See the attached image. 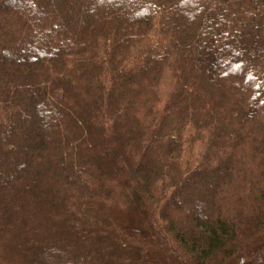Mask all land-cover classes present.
Listing matches in <instances>:
<instances>
[{
	"label": "trees",
	"instance_id": "1",
	"mask_svg": "<svg viewBox=\"0 0 264 264\" xmlns=\"http://www.w3.org/2000/svg\"><path fill=\"white\" fill-rule=\"evenodd\" d=\"M0 264H264V0H0Z\"/></svg>",
	"mask_w": 264,
	"mask_h": 264
}]
</instances>
